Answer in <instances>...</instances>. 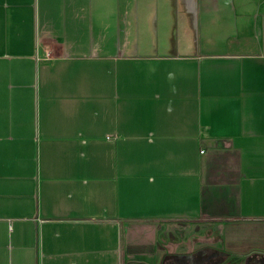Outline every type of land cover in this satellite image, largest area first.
<instances>
[{
    "label": "crops",
    "instance_id": "0c3cea01",
    "mask_svg": "<svg viewBox=\"0 0 264 264\" xmlns=\"http://www.w3.org/2000/svg\"><path fill=\"white\" fill-rule=\"evenodd\" d=\"M200 221L264 264V0H0V264H162Z\"/></svg>",
    "mask_w": 264,
    "mask_h": 264
},
{
    "label": "rangeland",
    "instance_id": "374dc122",
    "mask_svg": "<svg viewBox=\"0 0 264 264\" xmlns=\"http://www.w3.org/2000/svg\"><path fill=\"white\" fill-rule=\"evenodd\" d=\"M214 224L209 221H200L199 223H194L189 225V228H179L172 230L171 234L166 226L161 229V237L166 239L165 233H169L167 238H171V241L178 246L187 247H201L205 245H217V236L214 228ZM168 231V232H167ZM175 236L177 239H172ZM246 248V247H243ZM247 249H244V251ZM164 260V259H163ZM162 260V261H163Z\"/></svg>",
    "mask_w": 264,
    "mask_h": 264
},
{
    "label": "flooded vegetation",
    "instance_id": "af4514ba",
    "mask_svg": "<svg viewBox=\"0 0 264 264\" xmlns=\"http://www.w3.org/2000/svg\"><path fill=\"white\" fill-rule=\"evenodd\" d=\"M223 256L217 246L205 245L186 255L163 260L162 264H221Z\"/></svg>",
    "mask_w": 264,
    "mask_h": 264
}]
</instances>
